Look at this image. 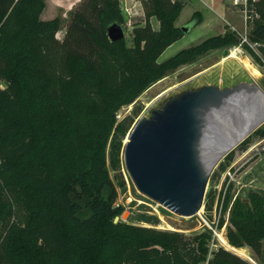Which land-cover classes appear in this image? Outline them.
<instances>
[{"label": "trees", "instance_id": "trees-1", "mask_svg": "<svg viewBox=\"0 0 264 264\" xmlns=\"http://www.w3.org/2000/svg\"><path fill=\"white\" fill-rule=\"evenodd\" d=\"M142 2L146 24L134 27L129 44L107 33L112 23L125 29L119 0H81L61 38L62 18H41L46 0H0V264H251L224 246L208 258V231L188 236L115 221L108 161L120 169L134 121L120 120L121 108L178 67L245 43L231 30L159 61L185 33L175 24L183 2ZM248 13L259 15L248 38L262 43L264 57V0H249ZM229 221L232 246L261 252L259 193L237 197Z\"/></svg>", "mask_w": 264, "mask_h": 264}, {"label": "rangeland", "instance_id": "rangeland-1", "mask_svg": "<svg viewBox=\"0 0 264 264\" xmlns=\"http://www.w3.org/2000/svg\"><path fill=\"white\" fill-rule=\"evenodd\" d=\"M127 1L133 7L134 20L145 21L146 15L142 0H139V2L138 0ZM181 1L183 2V9L175 24L179 28L187 26L189 31H185L178 40L167 47L159 56V61H163L179 50L195 45L210 36L223 35L231 30L242 36L243 40L245 38L246 41L245 43L211 50L194 62L178 67L175 71L142 92L134 102L123 106L117 116L120 120L126 116L134 119L129 132L138 119L144 115H149L153 108L160 107L168 99L188 90H198L206 86H213L222 92H240L239 90L249 85V82H253L264 89V57L262 49L255 46L254 42H250L248 38L249 31L259 15L245 12L243 6L235 5L233 0ZM49 11L50 7L48 5L44 13L41 14V18L49 20L46 19ZM57 16H61L62 23L56 36L61 38L66 30V25L69 23L71 11H67L64 15L62 12H58ZM199 18L201 21L194 25L195 19L199 20ZM151 23L154 29H159L160 21L156 16L151 17ZM133 29V26L125 24V37L129 44L132 43ZM224 48H229L230 51L231 49H236L237 59L229 57L230 53L224 55L222 53ZM246 62L250 63L252 67H257L261 71V76H254L250 68L247 69L245 67ZM242 92L244 93H235L234 97L228 98L230 100L229 102L227 101L228 103L226 102L225 105L213 110V117L211 116L209 119V133L207 131L206 134L207 136L208 134L214 136L213 140H211L215 144L218 143L219 138H222L224 134L228 135L252 118L256 104L246 91ZM258 128H264V123L241 141L248 140V142L246 141L247 149L242 150L239 148L240 142L233 150L227 153L230 154V152L234 151L233 156L226 158V154L217 162L208 180L201 214L198 213L194 216L176 214L140 192L125 167L123 147L120 169H112L108 161V169L115 190L112 204L118 211L116 217H119L120 220L125 219L128 222L144 226L181 231L188 236L208 231L212 237L215 232L206 224L204 217L229 243L227 229L230 225L229 217L235 199L239 197L245 200L252 192L259 193L264 198V135L254 134ZM212 198H214L213 209H206V202ZM221 219H223L222 225H224L218 227ZM214 236L218 244H224L219 236L216 234ZM223 246L237 253L229 246L227 247L226 244ZM244 248H246L256 263L249 260L246 256L239 254L240 256L251 264H264V241L259 253L248 245L244 246Z\"/></svg>", "mask_w": 264, "mask_h": 264}, {"label": "water", "instance_id": "water-1", "mask_svg": "<svg viewBox=\"0 0 264 264\" xmlns=\"http://www.w3.org/2000/svg\"><path fill=\"white\" fill-rule=\"evenodd\" d=\"M182 29L189 31L187 26ZM107 33L111 40L122 39L126 34L119 23L110 24ZM222 53L228 55L230 49L224 48ZM258 88L264 95V89ZM239 91L222 92L213 86L188 90L139 118L126 137L123 152L125 167L136 188L176 214H198L210 174L227 154L206 162L209 119L213 110L229 102L235 93L246 91L250 97L247 86Z\"/></svg>", "mask_w": 264, "mask_h": 264}, {"label": "bare ground", "instance_id": "bare-ground-1", "mask_svg": "<svg viewBox=\"0 0 264 264\" xmlns=\"http://www.w3.org/2000/svg\"><path fill=\"white\" fill-rule=\"evenodd\" d=\"M235 50L236 49H231L229 57H233V58L237 59L238 56H237ZM244 59H245V57H244ZM248 61L250 62V60H248ZM241 62H243V61H241ZM250 63L246 62L245 67L247 69L250 68V70L254 76L260 77L261 71L255 66L252 67V65ZM248 84L249 85H247V88H248V92L250 93V97H252L253 99H255L257 101L256 107H254V114L252 115V118H250L248 121H246L242 126L234 129L232 132L230 131L231 133H229L228 135L224 134V136L222 138L221 137L219 138L217 144H215L212 141L214 136L208 134L209 137L208 136L206 137L205 150H204L205 160L207 163H212L216 159H218L220 156H224V154L233 150L252 131H254L257 127H259L260 125H262L264 123V95L262 94V92L260 91V89L258 88V86L255 83L249 82ZM207 131L209 133V129H207ZM221 239H222L224 245L226 244L227 247L229 246L231 249L236 251L238 254L246 256L247 258H249V260H252V262H255V260L249 254V252H247L246 248H241V247L237 248V247L232 246L231 244H229L226 241V239L222 235H221Z\"/></svg>", "mask_w": 264, "mask_h": 264}, {"label": "built area", "instance_id": "built-area-1", "mask_svg": "<svg viewBox=\"0 0 264 264\" xmlns=\"http://www.w3.org/2000/svg\"><path fill=\"white\" fill-rule=\"evenodd\" d=\"M119 1L121 3L122 12H123V15H124V18H125V22L124 23L126 25L136 27V26H144L146 24V21H144V20H136V21L134 20L135 14L132 11L133 7L128 4V1L127 0H119ZM138 2H139V0H138ZM233 3L235 5H241V6H243V8L245 9V12L248 13V10H249V0H233ZM244 41H246L245 38H244ZM261 44L262 43H259V42H255L254 43L255 46H259ZM203 219L206 222V224L209 226V228L212 229V231L215 232V234L217 236H219V238L221 239V237H220L221 234L217 231V229H214L213 226L210 225L204 217H203ZM218 227H219V224H218ZM215 234H212V237H211V239L209 241L208 258L212 255V251L213 250H215V249L219 248L220 246H223L224 245V244H218V242L215 241V236H214ZM221 241H222V239H221ZM222 243H223V241H222ZM207 262H208V260L204 261L202 264H207Z\"/></svg>", "mask_w": 264, "mask_h": 264}, {"label": "crops", "instance_id": "crops-1", "mask_svg": "<svg viewBox=\"0 0 264 264\" xmlns=\"http://www.w3.org/2000/svg\"><path fill=\"white\" fill-rule=\"evenodd\" d=\"M81 0H46V6L42 12L44 13L45 9L50 7V11L47 13V18H55V17H61L57 16L58 12H62L63 15L68 11H71L73 7L78 4ZM57 13V15H56ZM42 17V16H41ZM244 248V247H241Z\"/></svg>", "mask_w": 264, "mask_h": 264}, {"label": "clouds", "instance_id": "clouds-1", "mask_svg": "<svg viewBox=\"0 0 264 264\" xmlns=\"http://www.w3.org/2000/svg\"><path fill=\"white\" fill-rule=\"evenodd\" d=\"M129 46H131V45H129Z\"/></svg>", "mask_w": 264, "mask_h": 264}]
</instances>
